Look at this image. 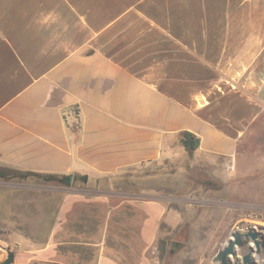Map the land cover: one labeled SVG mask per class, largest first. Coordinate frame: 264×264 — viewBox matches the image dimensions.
<instances>
[{
    "label": "crops",
    "instance_id": "crops-1",
    "mask_svg": "<svg viewBox=\"0 0 264 264\" xmlns=\"http://www.w3.org/2000/svg\"><path fill=\"white\" fill-rule=\"evenodd\" d=\"M263 106L264 0H0V172L69 178L0 180L2 229L50 264H151L177 222L120 178L182 130L234 157Z\"/></svg>",
    "mask_w": 264,
    "mask_h": 264
},
{
    "label": "rangeland",
    "instance_id": "rangeland-1",
    "mask_svg": "<svg viewBox=\"0 0 264 264\" xmlns=\"http://www.w3.org/2000/svg\"><path fill=\"white\" fill-rule=\"evenodd\" d=\"M180 151V146L168 145L164 154L173 156ZM204 164L218 182L217 198L180 192L181 178L176 173H163L158 164L133 168V174L149 178L137 181L134 193L142 190L143 195L160 200L166 214L174 216L177 222L174 226L161 225L149 253L151 264H216L213 257L233 231L255 229L264 235V106L256 119L248 123L234 157L207 155ZM22 183L42 189L53 187ZM3 219H0V263L8 258L9 264H50L34 257L42 241L37 234L40 232L4 230L8 224ZM240 250L237 247V255ZM252 255L257 264H263V256L260 259L255 253ZM230 259L232 264L234 258Z\"/></svg>",
    "mask_w": 264,
    "mask_h": 264
},
{
    "label": "trees",
    "instance_id": "trees-1",
    "mask_svg": "<svg viewBox=\"0 0 264 264\" xmlns=\"http://www.w3.org/2000/svg\"><path fill=\"white\" fill-rule=\"evenodd\" d=\"M181 147V151L178 155L162 154L161 158L152 163L158 164L160 170L165 174L176 173L182 180V187L180 192L196 194L202 197L217 198L216 193L218 190L217 181L212 179L204 159L206 154L199 152V137L194 133L182 130L176 134L175 144ZM9 172H0L1 181H20L30 182L41 185L51 186H65L66 178L63 175L57 174H43L31 171H21L14 168H7ZM130 175V176H129ZM130 178H120V182L126 187L134 189L137 185V181L146 180L149 178H141V174L128 173ZM14 177V178H12ZM124 177V176H123ZM96 180L98 184L103 187L109 182L106 178H99ZM117 179V178H116Z\"/></svg>",
    "mask_w": 264,
    "mask_h": 264
},
{
    "label": "water",
    "instance_id": "water-1",
    "mask_svg": "<svg viewBox=\"0 0 264 264\" xmlns=\"http://www.w3.org/2000/svg\"><path fill=\"white\" fill-rule=\"evenodd\" d=\"M69 178H66V182H68ZM231 237L228 238L226 244L222 246L213 257V261L216 264H230L232 258L237 257L236 249L237 247H241L243 244H248L250 251L242 256L243 263L249 261V258L252 257V254L255 253L258 255L259 253V244L264 247V235L261 232H258L255 229L246 232H240L239 230H235L231 233ZM259 236L262 238L258 240ZM10 260L5 258L0 264H9Z\"/></svg>",
    "mask_w": 264,
    "mask_h": 264
},
{
    "label": "flooded vegetation",
    "instance_id": "flooded-vegetation-1",
    "mask_svg": "<svg viewBox=\"0 0 264 264\" xmlns=\"http://www.w3.org/2000/svg\"><path fill=\"white\" fill-rule=\"evenodd\" d=\"M252 229L250 230H246V231H251ZM245 231V232H246ZM262 238L259 236L258 240H261ZM241 250H240V254L237 255V257L234 259V261L232 262V264H257L256 263V260L254 258V256L252 255V257L249 258V261L246 262V263H243V260H242V256L246 253H248L250 251L249 249V246L248 244H243L241 247H239ZM259 253H258V258L262 259L261 256L264 257V247L261 245V243L259 244ZM231 264V263H230ZM263 264H264V261H263Z\"/></svg>",
    "mask_w": 264,
    "mask_h": 264
}]
</instances>
